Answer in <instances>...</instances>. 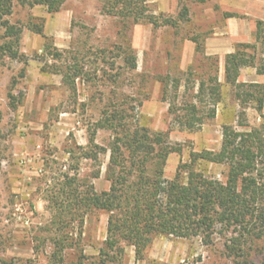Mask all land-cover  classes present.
<instances>
[{
  "label": "rangeland",
  "instance_id": "1",
  "mask_svg": "<svg viewBox=\"0 0 264 264\" xmlns=\"http://www.w3.org/2000/svg\"><path fill=\"white\" fill-rule=\"evenodd\" d=\"M149 2L161 22L167 18L178 24L155 28L150 23L124 22L103 13L99 0H67L55 13L41 5L15 4L11 21L22 25L23 57L12 60L0 51V264H47L54 230L45 196L60 168L89 177L98 193L109 190L106 171L113 133L97 131L95 142L107 149L97 159L82 157L78 147L89 145L90 129L110 101L135 115L142 127L162 133L171 147L181 149L168 156V180L180 165L190 162L192 153L219 151L224 126L240 131L264 123V102L259 111L255 99L260 95L264 99V0ZM33 25L42 26L44 35L33 31ZM2 35L0 29V45ZM195 40L202 44V53ZM239 45L249 46L244 50L254 65L242 67L233 86L225 80V59ZM56 50L63 53L61 61L53 56ZM130 55L135 68L127 60ZM73 63L83 71L76 80V93L63 83L61 73L50 70ZM213 75L221 84L217 104L211 96L205 100L197 96L200 84H208ZM192 105L198 110L196 121L177 118ZM196 169L224 180L228 166L199 159ZM108 219L106 211L87 213L84 223L69 233L74 247L66 250L68 261L75 260L79 250L99 258ZM222 244L208 247L197 237L160 235L142 259H137L133 245L124 244L122 262L245 264L225 256ZM247 264H264V254L255 251Z\"/></svg>",
  "mask_w": 264,
  "mask_h": 264
},
{
  "label": "trees",
  "instance_id": "2",
  "mask_svg": "<svg viewBox=\"0 0 264 264\" xmlns=\"http://www.w3.org/2000/svg\"><path fill=\"white\" fill-rule=\"evenodd\" d=\"M66 1L0 0V29L4 39L0 45L1 54L19 61L23 57L20 52L23 28L19 21H11L15 4L23 7L41 5L47 12L55 13ZM99 1L103 13L124 22L150 23L155 28L178 24L167 18L161 22L160 17L152 13L149 0ZM185 13H188L186 9ZM261 24L258 23L259 39L263 34ZM32 29L44 35L42 26L33 25ZM195 42L197 52L202 53V44ZM247 47L239 45L235 52L226 56L225 80L233 86L237 85L241 68L254 65V58L244 50ZM49 48L50 45L45 50ZM53 56L60 61L63 59V53L58 50ZM127 60L132 68L136 67L133 55ZM50 68L52 72L61 73L63 83L76 93V80L83 77L78 63L65 68L59 65ZM208 81V84H200L197 96L201 100L211 96L217 104L221 99V84L217 75L209 77ZM252 86L260 87L259 84ZM167 95L165 90V98ZM255 99L258 110L262 111L263 96ZM171 110L178 111L172 106ZM197 112L196 105H192L183 115L176 114L177 118L194 122ZM215 115L214 108L209 117ZM100 129L113 133L106 171L110 188L98 193L89 177L71 173L73 168L59 169L60 176L53 178L45 196L50 203L54 230L51 237L53 249L47 264H123L124 244L133 245L137 259H142L147 248L160 235L197 237L208 247H216L217 242L222 241L223 254L237 263H249L258 250L264 254V123L240 131L233 126H224L221 149L192 153L190 162L180 165L172 180L165 178V166L168 156L181 149L167 144L162 133L142 127L135 115L114 101H110L93 130L90 129L89 145L78 147L82 157L97 159L98 153L107 151L95 142ZM199 159L228 166L225 179L210 178L198 171ZM98 176L99 173L94 174V177ZM93 210L109 214L106 239L99 258L92 259L79 250L77 258L68 261L66 250L74 247L69 233L82 225L87 213Z\"/></svg>",
  "mask_w": 264,
  "mask_h": 264
}]
</instances>
